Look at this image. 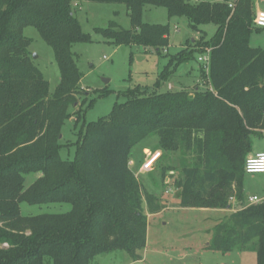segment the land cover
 <instances>
[{
    "label": "trees",
    "instance_id": "trees-1",
    "mask_svg": "<svg viewBox=\"0 0 264 264\" xmlns=\"http://www.w3.org/2000/svg\"><path fill=\"white\" fill-rule=\"evenodd\" d=\"M85 1L124 5L131 30L112 22L95 32L115 46L157 54L169 44V25L142 23L145 5L166 9L168 18H185L194 31L215 25L210 41L203 35L195 44V53L209 51L206 89L162 91L194 51L171 57L153 88L129 90L107 117L82 123L74 158L63 160L60 151L67 145L59 137L83 94L72 47L91 38L82 32L71 0H0V264H92L113 252L139 261L147 240L143 203L150 212L157 205L129 161L133 148L153 136L158 150L191 155L177 183L182 209L231 211L232 199L241 206L215 224L206 249L253 251L256 264H264V200L248 205L243 193L252 138L264 132V49L249 44L251 33L260 30L253 26L255 0ZM27 27L53 51L60 81L51 97L31 61ZM165 171L160 169L161 177ZM30 174L40 177L25 189ZM22 203H64L71 210L22 216Z\"/></svg>",
    "mask_w": 264,
    "mask_h": 264
},
{
    "label": "rangeland",
    "instance_id": "rangeland-1",
    "mask_svg": "<svg viewBox=\"0 0 264 264\" xmlns=\"http://www.w3.org/2000/svg\"><path fill=\"white\" fill-rule=\"evenodd\" d=\"M255 2L258 9L264 11V0ZM71 7L82 32L90 36L91 42L78 43L72 47L75 62L82 74L79 88L83 94L77 97V104L69 110L72 117L62 128L60 139L67 145L60 151L63 160L74 158L75 148L72 144L77 141L82 123L88 125L107 117L114 105L124 101L122 95L129 90L136 87L153 88L171 57L194 51L193 58L178 66L174 74L163 83L162 91H167L169 86L172 91L185 90L189 94L193 93L196 86L202 91L206 89V70L198 60L204 54L195 53L198 49L195 44L203 35L205 40L210 41L216 32L215 25H202L198 31H194L185 18H168L166 9L145 5L142 23L169 25V44L157 54L153 48L115 46L95 32L96 28H107L112 22L119 29L131 30L129 12L124 5L71 0ZM23 35L31 40L28 47L31 61L48 82L51 97L60 81L53 51L33 27L25 28ZM249 44L252 48L264 49V29H255L250 35ZM101 92H107V95L99 97ZM157 148V137H147L133 148L130 156L133 162L131 167L136 174L137 166L140 164L141 167L149 154H161L149 172H140L139 167L137 177L134 175L146 193L156 197L157 205V209L150 212L143 203V213L147 218V240L145 248L137 252L140 260L132 262L125 253L113 252L95 257L92 264H256L253 251L235 249L231 253L222 254L206 249L215 224L224 216L240 210L241 206L232 199L231 211L182 209L177 183L182 178V162H191V155H183L180 151L162 152ZM145 150L149 151L145 153ZM263 150L264 132L252 138L250 155ZM162 167L167 171L161 177ZM36 177L34 174L25 176V189ZM249 182L251 186L245 189V193L262 194L264 175H257ZM70 210L71 206L64 203L20 205L22 216L65 214ZM44 264H50V260H45Z\"/></svg>",
    "mask_w": 264,
    "mask_h": 264
},
{
    "label": "built area",
    "instance_id": "built-area-1",
    "mask_svg": "<svg viewBox=\"0 0 264 264\" xmlns=\"http://www.w3.org/2000/svg\"><path fill=\"white\" fill-rule=\"evenodd\" d=\"M231 7V5L229 6ZM253 26L258 29H264V11H257L253 19ZM203 64L206 72L209 64V51L198 59ZM161 154L159 152L149 154L145 163L140 167V172H149L159 160ZM244 172L247 175H261L264 174V152L248 156L244 162ZM263 200L256 196L248 198V205H255L261 203Z\"/></svg>",
    "mask_w": 264,
    "mask_h": 264
},
{
    "label": "crops",
    "instance_id": "crops-1",
    "mask_svg": "<svg viewBox=\"0 0 264 264\" xmlns=\"http://www.w3.org/2000/svg\"><path fill=\"white\" fill-rule=\"evenodd\" d=\"M257 11H260L259 9H258V5L257 4H255V13L257 12ZM172 87H168V90H170ZM149 150H145V153H147ZM260 152H264V150L263 151H259V152H256V153H254V154H252V155H255V154H257V153H260ZM251 156V155H250ZM133 165V162H131V161H129V167H130V169H131V171L133 172V174L136 176V174L138 173V170H139V167H140V164L137 166V171H136V174L134 173V171L132 170V166ZM261 175H264V174H261ZM36 179L38 178V177H40V174H36ZM255 176H257V175H245L244 176V179H243V193H244V195H245V199H246V202H247V204H248V198L249 197H251V196H256V197H258L259 199H262V200H264V188L262 189V194H256V193H253V194H249V193H245V189L247 190V188H249L251 185L249 184L250 182L249 181H251V180H253L254 179V177ZM137 177V176H136ZM35 179V180H36ZM234 200V199H233ZM234 202L235 203H237L235 200H234Z\"/></svg>",
    "mask_w": 264,
    "mask_h": 264
},
{
    "label": "water",
    "instance_id": "water-1",
    "mask_svg": "<svg viewBox=\"0 0 264 264\" xmlns=\"http://www.w3.org/2000/svg\"><path fill=\"white\" fill-rule=\"evenodd\" d=\"M59 138H61V136Z\"/></svg>",
    "mask_w": 264,
    "mask_h": 264
}]
</instances>
